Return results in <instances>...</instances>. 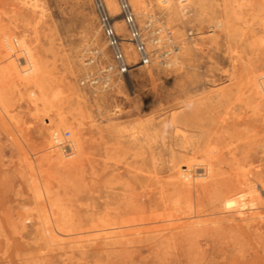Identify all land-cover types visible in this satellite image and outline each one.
<instances>
[{
    "label": "rangeland",
    "instance_id": "rangeland-1",
    "mask_svg": "<svg viewBox=\"0 0 264 264\" xmlns=\"http://www.w3.org/2000/svg\"><path fill=\"white\" fill-rule=\"evenodd\" d=\"M37 1L45 14L39 21L13 0H0V29L11 30L10 37L25 36L58 86L50 109L36 113L26 98L31 89L15 92L7 83L0 84L7 91L11 117L9 122L0 120V264H227L232 258L240 264L253 260L264 264V226L244 234L233 232V225L225 222L207 225L189 240L172 245L160 246L158 240L127 249L123 245L102 251L94 246L82 250L67 246L66 255L60 250L43 252V242L36 235L38 206L30 185L33 179L50 192L59 216L75 232L93 205L103 206L123 183L131 184L132 177H147L152 163L154 179L161 182L154 186L158 190L170 189L165 188L169 168L180 157L194 154L199 162L206 152L220 163L222 185L246 169L264 177V117L247 90H238L246 79L264 72V11L257 0L199 4L190 0L188 12L177 14L171 22L164 4L152 2L148 14L163 22L173 41L179 47L186 43L189 51L181 48L175 69L132 70L108 92L80 86L83 64L94 57L92 53L98 52L99 66L108 58L92 0ZM135 18L139 26L148 20ZM210 18L213 21H207ZM215 20L223 22L221 28H216ZM171 114L178 120L191 117L186 126L178 125L189 144L170 129ZM58 116L80 128L87 141L85 160L74 171L63 172L41 162L43 122ZM104 164L108 169L102 172ZM91 169L97 170L98 184L86 200L83 180ZM111 171L121 175V183H110ZM199 210V219L206 220L214 218L211 213L220 207L205 203Z\"/></svg>",
    "mask_w": 264,
    "mask_h": 264
},
{
    "label": "bare ground",
    "instance_id": "bare-ground-1",
    "mask_svg": "<svg viewBox=\"0 0 264 264\" xmlns=\"http://www.w3.org/2000/svg\"><path fill=\"white\" fill-rule=\"evenodd\" d=\"M13 1L16 7L19 6L27 10L30 16L35 17L38 21L45 15L37 0ZM155 1L164 4L163 10L166 11L171 22L177 19V14L183 15V12H188L185 9H187L190 0H149V3L145 0H128L136 16L140 18L146 16V19L155 25L159 23L157 36L158 43L161 44L162 41H170V39L167 40L166 35L172 34V32L164 26L163 22L148 14L149 4ZM194 1L199 4L203 0ZM236 1L232 0L233 3ZM103 2L109 15L117 18L115 29L118 34H121L124 32V25L118 18L120 13L117 1L103 0ZM257 2L264 11V0H257ZM239 6L237 4V7ZM207 21H213V18ZM214 23L216 28H221L223 22L215 20ZM10 34L13 33L8 28L0 29V65L4 63L0 67V84L7 83L10 90L15 92H19V88L25 92L31 89L26 94V98L31 103L32 109L36 113H46L51 107V99L57 95L58 89L55 87L58 86L50 79L45 63L25 36L15 38L10 37ZM125 48L128 61L134 59L133 47L127 44ZM181 48L182 52L189 51L188 45L184 43L183 47L180 46L178 51L171 56L168 63L169 69L160 67L159 69L169 71L175 69L179 64L177 56ZM153 62L157 63L155 60ZM263 80L264 72L251 76L238 90H247L251 100L255 102L257 111L264 117ZM118 84L113 82L110 90L117 87ZM188 89L189 87H186L183 91ZM6 96L7 91L0 88V120L3 123L6 120L11 121L6 106ZM190 118L184 117L178 120L174 114H171L167 119L170 129L184 142L183 144L189 143L178 125L186 126ZM165 121L161 122L163 128ZM43 123L40 144L41 162L63 170V172L74 171L81 160H85L87 141L83 139L81 129L73 127L63 116H58L55 121L45 119ZM63 131L69 133L68 139L65 140L67 147L57 145L59 141L62 142V136L65 133ZM209 154L210 152H206L199 162L192 154V156L180 157L176 163H173L169 168L170 174L167 177V182H163L165 188H170L169 190L164 188L158 190L154 187L161 182L154 179L156 170L155 164L152 163V171H147V177L140 180L135 176L132 177V183H123V188L118 190V194L109 197L108 202H104L103 206L93 205V211L86 214L81 221L80 229L75 230L76 233L59 216L57 201L52 200L50 192L38 185L37 181L30 180V185H33L31 188L34 201L38 206L36 235L43 242V252L60 250L66 255L67 252L64 248L67 246L71 250H82L85 247L94 246L95 249L102 251L106 247L116 245H123L127 249L135 244H153V241L158 240H161L160 246L164 243L172 245L177 241L189 240L196 235L197 230L207 225L215 227L222 222L233 225L231 227L233 232L238 230L244 234L250 229L264 226V177H256L254 176L256 174L246 169L235 175L233 181L222 185L219 180L218 164L220 163L217 159L215 162L212 161ZM26 162L27 169L32 171L33 165L28 159ZM107 167L104 164L102 172L106 171ZM113 171L117 172L118 170L114 169ZM113 171L108 174L109 181H113L110 183H121V175L114 174ZM140 173L143 174L144 171H140ZM151 176L152 179H150ZM96 178H98L97 170L91 169L88 178L85 177L83 180V192L86 200L90 199V192H94V188L98 184ZM215 192L217 195L211 197V194ZM205 203L211 205L217 203L220 207L219 212L211 213L214 218L199 219V209L204 207ZM215 216H219L218 219ZM251 263L259 264L257 260H253ZM227 264L240 263L232 258L229 262L227 261Z\"/></svg>",
    "mask_w": 264,
    "mask_h": 264
},
{
    "label": "built area",
    "instance_id": "built-area-1",
    "mask_svg": "<svg viewBox=\"0 0 264 264\" xmlns=\"http://www.w3.org/2000/svg\"><path fill=\"white\" fill-rule=\"evenodd\" d=\"M116 1L124 25V32L121 34L117 33L116 20L109 15L103 0H92L97 25L108 57L106 63L99 66L97 52H94L92 53L94 57L87 59L85 63L86 69L80 79V86L92 91H109L113 82L122 79L132 70L151 66L169 69L170 58L179 48L168 32L166 36L170 41L158 43L159 25L146 20L143 27L139 26L128 0ZM127 44L133 47L135 53V58L129 61L125 55ZM154 60L157 63L153 62ZM68 137L69 133L65 132L62 136L63 143L57 138L59 141L57 145L67 147L65 140Z\"/></svg>",
    "mask_w": 264,
    "mask_h": 264
}]
</instances>
